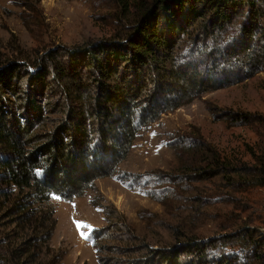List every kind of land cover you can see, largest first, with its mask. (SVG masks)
Segmentation results:
<instances>
[{"label":"trees","instance_id":"trees-1","mask_svg":"<svg viewBox=\"0 0 264 264\" xmlns=\"http://www.w3.org/2000/svg\"><path fill=\"white\" fill-rule=\"evenodd\" d=\"M119 1L136 17L108 39L0 67V264H62L51 245L54 196L71 202L104 179L149 181L120 172L143 130L264 73V0ZM207 108L214 121L264 130L263 114ZM171 149L191 183L212 182V202L264 188V145L243 161L193 127ZM195 198L198 206L210 202ZM114 214L91 232L107 258L98 264H264V232L248 223L206 240L175 229L161 244L157 236H124L129 226Z\"/></svg>","mask_w":264,"mask_h":264},{"label":"rangeland","instance_id":"rangeland-1","mask_svg":"<svg viewBox=\"0 0 264 264\" xmlns=\"http://www.w3.org/2000/svg\"><path fill=\"white\" fill-rule=\"evenodd\" d=\"M134 14L133 10L123 12L119 0H0V67L8 62L30 66L58 48L108 39L125 29V24L135 19ZM209 103L264 115V73L238 86L205 94L143 130L120 172L145 175L149 181L123 184L116 178L104 179L82 198L71 202L52 198L57 226L51 245L64 254L62 264L104 261L106 257L97 253L91 232L112 223L106 222L110 212L129 226L124 236H157L161 244L172 241L175 229L193 231L202 240L224 234L241 222L264 232V188L238 194L231 204L212 202L208 196L211 181L191 183V177L176 169L172 140L193 127L220 152L243 161L249 158L245 151L264 145V130L214 121ZM196 192L209 199L207 206L196 204ZM74 221L90 226L81 228L89 234L87 240L81 238Z\"/></svg>","mask_w":264,"mask_h":264},{"label":"snow or ice","instance_id":"snow-or-ice-1","mask_svg":"<svg viewBox=\"0 0 264 264\" xmlns=\"http://www.w3.org/2000/svg\"><path fill=\"white\" fill-rule=\"evenodd\" d=\"M53 198L54 199H59V196H54ZM74 224L77 227V231L81 235V238L87 240L89 238V234L88 233H85V232H82L81 231V228L82 227H88V228H90V226L84 225L82 222H77V221H74Z\"/></svg>","mask_w":264,"mask_h":264}]
</instances>
